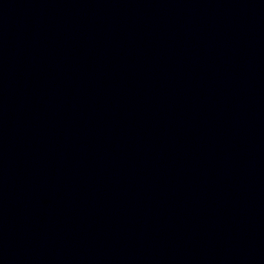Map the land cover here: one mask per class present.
Instances as JSON below:
<instances>
[{
    "label": "water",
    "instance_id": "1",
    "mask_svg": "<svg viewBox=\"0 0 264 264\" xmlns=\"http://www.w3.org/2000/svg\"><path fill=\"white\" fill-rule=\"evenodd\" d=\"M0 264H264V0H0Z\"/></svg>",
    "mask_w": 264,
    "mask_h": 264
}]
</instances>
